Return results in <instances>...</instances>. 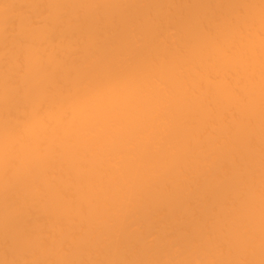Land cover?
<instances>
[{"label": "bare ground", "instance_id": "1", "mask_svg": "<svg viewBox=\"0 0 264 264\" xmlns=\"http://www.w3.org/2000/svg\"><path fill=\"white\" fill-rule=\"evenodd\" d=\"M0 264H264V0H0Z\"/></svg>", "mask_w": 264, "mask_h": 264}]
</instances>
